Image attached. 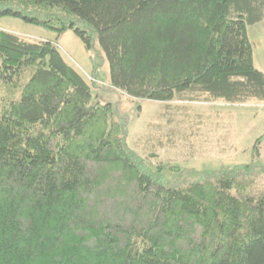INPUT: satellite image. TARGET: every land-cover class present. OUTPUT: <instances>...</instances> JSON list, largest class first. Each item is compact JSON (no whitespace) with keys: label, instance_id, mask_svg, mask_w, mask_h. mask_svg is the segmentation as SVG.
<instances>
[{"label":"trees","instance_id":"16d2710c","mask_svg":"<svg viewBox=\"0 0 264 264\" xmlns=\"http://www.w3.org/2000/svg\"><path fill=\"white\" fill-rule=\"evenodd\" d=\"M0 15L96 36L131 98L264 102L247 35L264 0H0ZM0 84V264H264L259 161L163 182L50 40L0 29Z\"/></svg>","mask_w":264,"mask_h":264},{"label":"rangeland","instance_id":"374dc122","mask_svg":"<svg viewBox=\"0 0 264 264\" xmlns=\"http://www.w3.org/2000/svg\"><path fill=\"white\" fill-rule=\"evenodd\" d=\"M0 29L28 40L56 42L65 61L86 80L93 101L110 103L124 125L125 142L142 167L180 188L224 167L259 161L264 165V102L227 103L136 99L111 86L109 65L96 38L90 47L72 30L58 34L24 19L0 15ZM254 66L264 73V19L247 26ZM4 86L0 84V95ZM264 182V177L259 176Z\"/></svg>","mask_w":264,"mask_h":264}]
</instances>
